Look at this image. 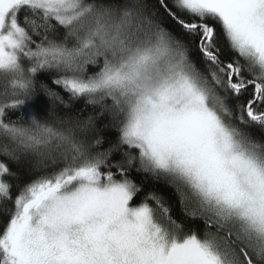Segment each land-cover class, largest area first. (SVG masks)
Returning <instances> with one entry per match:
<instances>
[{"label": "snow or ice", "instance_id": "1", "mask_svg": "<svg viewBox=\"0 0 264 264\" xmlns=\"http://www.w3.org/2000/svg\"><path fill=\"white\" fill-rule=\"evenodd\" d=\"M0 264H264V0H0Z\"/></svg>", "mask_w": 264, "mask_h": 264}, {"label": "trees", "instance_id": "2", "mask_svg": "<svg viewBox=\"0 0 264 264\" xmlns=\"http://www.w3.org/2000/svg\"><path fill=\"white\" fill-rule=\"evenodd\" d=\"M154 2V0H153ZM54 90H58L56 89V87L53 85L52 86ZM37 98L40 100V103L37 105L38 109H43L45 107V102L47 101V97H45L39 90V88L37 89V93H36ZM83 108V101L78 102L76 105H74L73 110L75 111L76 109H80ZM48 111L49 112H55V113H60L62 111L61 108L57 107L54 104H49L48 105ZM92 111L91 108L87 109L84 112V115H88L90 112ZM42 119H50L51 117H46V116H42ZM115 135L116 133L114 131H108L105 133V136L108 140H112L115 139ZM22 167H24L22 165ZM155 188L159 193H163V195H165L166 197H169L173 203H174V212L175 214L179 215L180 213V206L178 203L175 202L176 198L173 195V189L171 187H167L165 186L163 183H152V182H147L146 183V191L148 189H152ZM198 226L203 229V222L202 221H197Z\"/></svg>", "mask_w": 264, "mask_h": 264}, {"label": "clouds", "instance_id": "3", "mask_svg": "<svg viewBox=\"0 0 264 264\" xmlns=\"http://www.w3.org/2000/svg\"><path fill=\"white\" fill-rule=\"evenodd\" d=\"M141 82H142V84H143L144 87H145V91H146L147 93L151 94V89H150V87L148 86V78H147V77H142V78H141Z\"/></svg>", "mask_w": 264, "mask_h": 264}]
</instances>
